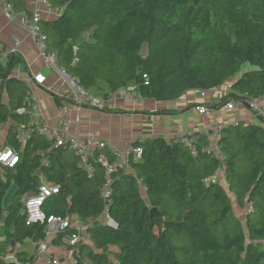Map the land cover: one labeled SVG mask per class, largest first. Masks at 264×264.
<instances>
[{
  "label": "trees",
  "instance_id": "16d2710c",
  "mask_svg": "<svg viewBox=\"0 0 264 264\" xmlns=\"http://www.w3.org/2000/svg\"><path fill=\"white\" fill-rule=\"evenodd\" d=\"M48 1L57 15L39 22L47 50L91 97L104 84L103 100L133 87L138 98L167 103L229 82L228 95L208 109L264 97V0ZM4 2L32 18L23 0ZM20 63L14 54L0 61V128L8 125L0 148L17 157L12 168L0 166V256L14 255L19 264L37 261L44 225H26L23 200L43 180L60 187L43 213L70 215L85 226L86 241L68 246L75 264H264V120L239 121L217 132L233 197L221 185L203 183L222 164L203 151L208 136L193 133L196 155L173 136L135 141L138 160L130 161V172L112 175L104 201L100 164L93 162L88 173L70 150L54 148L45 135L32 134L24 144L17 140L30 118L29 89L11 76ZM94 153L113 160L105 150ZM10 186L15 192L4 207ZM232 200L250 207L242 221ZM153 208L160 216L150 215ZM105 210L116 229L106 226ZM27 244L33 254L21 249Z\"/></svg>",
  "mask_w": 264,
  "mask_h": 264
},
{
  "label": "crops",
  "instance_id": "0c3cea01",
  "mask_svg": "<svg viewBox=\"0 0 264 264\" xmlns=\"http://www.w3.org/2000/svg\"><path fill=\"white\" fill-rule=\"evenodd\" d=\"M23 1L26 4V9L33 11L32 0ZM4 3V0H0V61L4 62L8 55L13 54L21 58V63L12 70L11 76L21 79L25 83L30 75L40 73L45 77L43 85H33L31 89H28L31 97L38 104L39 117L48 128L45 136L49 139L55 136H65L58 128V122L64 116V110L66 111L64 117L69 121L68 134L78 135L81 139H85L89 133H92L96 139L108 142L123 151L133 147L135 141H142L146 138L163 137L168 140L175 134L203 133L215 125H232L239 121L259 122L245 105L238 106L232 111H227L224 106H221L219 110H212L208 116L199 115L196 111L197 106L203 104L204 107H211V105L220 102L221 97L215 90L210 92L211 96L206 100L197 92H189L185 99L158 103L143 98L131 100L129 94L121 89L109 96L107 100H103L101 96H93L88 105L80 108L81 123L75 127L72 122L75 107L65 98L67 87L56 71L44 66L36 45L29 37L26 22L28 20L22 21L25 12H14L17 18L13 23H10L3 12ZM42 18L52 19L44 13H42ZM229 84L230 82L224 84L220 90H228ZM99 101L103 102V107H98ZM259 104L264 110V103L260 101ZM7 128L8 125L0 128V145L3 143ZM105 151L109 153L108 149ZM134 160L137 161L138 156H135ZM72 221L81 224L76 217H72ZM1 232L3 233V231ZM3 237L0 236V240ZM82 241H86V239L83 237ZM22 248L30 254L34 253L30 244ZM37 255L35 264H49L47 256H55L60 264H68L70 256L73 259L72 250L61 245L60 241L58 244L50 241L47 252L45 254L37 253ZM61 255L66 259L64 262Z\"/></svg>",
  "mask_w": 264,
  "mask_h": 264
},
{
  "label": "built area",
  "instance_id": "2783aa9c",
  "mask_svg": "<svg viewBox=\"0 0 264 264\" xmlns=\"http://www.w3.org/2000/svg\"><path fill=\"white\" fill-rule=\"evenodd\" d=\"M32 3L34 5L33 11H31L32 18L28 20L24 13V15L22 16V21L26 19L28 20L26 22L29 37L36 45L39 57L41 58L44 66L56 71L61 80L65 83L67 87L65 98L70 103H73L72 105L75 107V114H73L72 116V122L74 126L77 127L81 123V118L79 114L80 108L85 105H88L91 102V94L89 93V91L84 89L75 78L69 76L65 72V70L61 69L58 65L56 54L50 53L47 50L46 35L40 30L39 22L43 19L42 13L53 18L57 15V12L50 6L48 0H32ZM3 12L6 14L7 19L10 21V23H13L16 20L17 16L15 15L10 5L4 3ZM44 81L45 77L42 74L37 73L35 75H30V77L26 81V84L28 85V88L31 89L33 85H43ZM124 90L127 94H129V98L131 100L138 99V95L133 87H128ZM215 91L218 92V95L221 98L226 97L229 93V90L221 91L220 88L216 89ZM260 101L264 103V97L255 100H248L246 101V104H243L239 101L230 100L225 104L224 108L227 111H232L238 106L245 105L248 110L252 113L254 118L264 120V110L260 107ZM25 102H27L29 106V110L26 111V113L29 115L30 118L28 123L26 125H22L17 132L16 137L21 144H24L32 134L46 135L48 131V128L42 123V120L39 117L40 111L38 104L31 97L30 91L28 97L25 99ZM98 107H103V102L99 101ZM196 111L199 115L202 116H208L212 113L211 109H208L204 106L196 107ZM20 112H23V110H20ZM63 114L64 116L66 115L65 110L63 111ZM64 116L59 119L58 128L59 131L64 133L65 136H55L54 138L51 137L50 139H53L54 141L53 147H66L76 157L78 166L80 168L86 169L88 173H92L93 171V162L100 164L103 167L106 175V180L100 189V196L104 201L108 200L111 194L110 187L112 184V175L118 171H123L124 173L130 172V161L132 159L134 160V157L138 156L141 153V149L130 147L129 149L123 151L115 148L108 142L96 139L92 135V133H89L87 138L85 139H81L78 135H70L68 134L69 121H67ZM237 125L238 123L235 122L230 126ZM223 126L229 125H215L211 127L208 131L203 132V134H206L208 136V144L203 151L208 155L212 156V158L217 159L222 164V166H219L215 170L214 174L211 177L205 178L203 180V183L205 185H221L222 188L231 197H233L229 191V186L226 183L225 179V168L223 166L225 158L222 155L220 149L218 148L216 141V138L218 137L217 132L221 130ZM209 131H211L212 134H209ZM172 136L175 137L180 144L187 148L192 155H196L195 144L196 140L198 139L197 136L193 137L192 134H175ZM107 149L109 150V153L112 156V162L108 161L103 156H96L94 153V151L96 150L101 151ZM9 153L11 155H9ZM2 156H8V159H0V166L12 168L13 164L17 160L16 153L9 149H1L0 157ZM59 189V185L47 184L46 182L41 180L36 192L30 196H27L23 200L24 213L26 216V225L34 223L44 225L45 237L37 245L38 254H45L48 250L49 242L54 241L55 239L60 238V244L65 247H75L80 240H83L82 232L85 229V226L83 224L73 222L72 217L70 215L46 216L42 211V207L46 200L51 198L52 196L59 194ZM248 210H250L249 206L246 207L245 212H248ZM101 217L104 220L106 226L112 229L117 228V223L108 215L106 210L102 213ZM69 230H74V232L70 235H63L66 231ZM16 251H18L17 248ZM0 261H3L5 263L19 264L14 255L0 256ZM49 264H60V262L55 256H51L49 257Z\"/></svg>",
  "mask_w": 264,
  "mask_h": 264
},
{
  "label": "rangeland",
  "instance_id": "374dc122",
  "mask_svg": "<svg viewBox=\"0 0 264 264\" xmlns=\"http://www.w3.org/2000/svg\"><path fill=\"white\" fill-rule=\"evenodd\" d=\"M101 88H103V92H105V91L107 90V88L105 87L104 84L101 85ZM228 90H229V89H228ZM229 91H230V90H229ZM103 92H102V93H103ZM102 93H100L99 96H102ZM197 93H199V94L201 95V97H202L203 99H205V100L208 99V98H210V96H211L210 91H207V92H197ZM188 94H189V93L185 94L181 99H185V98L187 97ZM169 105H170V104H169ZM14 192H15L14 186H10V188L8 189V191H7V193H6L5 197H4V206H5V207L8 206V204L10 203L11 197H12V195L14 194ZM232 202H233V204H232V208H233V213H234V215H235L239 220L242 221V220L244 219L245 215H246L245 210H246V207H247V206H246V205H245L244 207L239 206V205L236 203V201L234 202V200H232ZM1 231H3V228H2V227L0 228V236L3 237V233H2ZM181 236H182V235H181ZM182 237H183V236H182ZM22 247H24V246H22ZM21 249H24V248H21ZM36 252H37V250H36ZM37 253H38V252H37ZM70 254H71V251H70ZM61 258H62V261H63V262L66 260L65 257H63L62 255H61ZM47 259H49L48 256H47ZM68 260H69L68 264H74V260L72 259L71 256L68 258Z\"/></svg>",
  "mask_w": 264,
  "mask_h": 264
},
{
  "label": "water",
  "instance_id": "95a60500",
  "mask_svg": "<svg viewBox=\"0 0 264 264\" xmlns=\"http://www.w3.org/2000/svg\"><path fill=\"white\" fill-rule=\"evenodd\" d=\"M149 213H150V215L151 216H160L158 213H157V211H156V209H151L150 211H149Z\"/></svg>",
  "mask_w": 264,
  "mask_h": 264
},
{
  "label": "snow or ice",
  "instance_id": "6c2138e0",
  "mask_svg": "<svg viewBox=\"0 0 264 264\" xmlns=\"http://www.w3.org/2000/svg\"><path fill=\"white\" fill-rule=\"evenodd\" d=\"M9 155H11V154L9 153ZM0 159L7 160L8 156H2V157H0ZM13 163H14V161H13Z\"/></svg>",
  "mask_w": 264,
  "mask_h": 264
}]
</instances>
